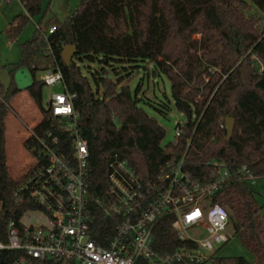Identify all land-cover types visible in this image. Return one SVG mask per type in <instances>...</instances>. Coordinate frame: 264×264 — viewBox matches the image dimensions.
<instances>
[{
	"label": "trees",
	"instance_id": "obj_1",
	"mask_svg": "<svg viewBox=\"0 0 264 264\" xmlns=\"http://www.w3.org/2000/svg\"><path fill=\"white\" fill-rule=\"evenodd\" d=\"M20 1L29 14L41 12L42 0ZM15 19L12 36L28 17ZM55 26L47 39L37 29L23 44L18 64L28 66L32 74L26 89L42 113L34 130L41 135L53 131L69 153L70 133L42 106L44 85L37 72L59 68L66 89L77 94L74 104L81 136L89 145L87 177L93 195L106 191L114 153L145 180L155 179L183 155L185 170L202 181L212 179V161L231 167L247 164L254 174L264 175V0H80L65 22ZM68 44L76 47L72 66L62 58ZM43 56L51 61L40 68L36 60ZM77 61L101 65L92 73L94 87ZM139 62L152 63L165 74L175 107L183 111L187 101L195 115L175 145L162 144L166 131L140 105L139 87L131 86L134 74L121 77L126 64H136L139 70ZM20 91L14 82L8 87L0 82V234L9 221L19 223L25 212L37 207L23 183L38 162H44L29 151L34 161L23 174L13 176L9 170L6 118ZM227 117L235 119L229 140L226 128L219 127ZM24 146L29 150L38 143L28 136ZM255 194L249 182L231 179L214 195V201L229 211L234 234L254 255L253 260L218 256L215 264H264V218ZM94 214L96 228L110 236L118 218L108 219L98 208ZM155 234L161 251L182 245L169 220H163Z\"/></svg>",
	"mask_w": 264,
	"mask_h": 264
},
{
	"label": "built area",
	"instance_id": "obj_2",
	"mask_svg": "<svg viewBox=\"0 0 264 264\" xmlns=\"http://www.w3.org/2000/svg\"><path fill=\"white\" fill-rule=\"evenodd\" d=\"M55 29L50 26L44 37ZM40 79L44 87L62 85V91L50 94L47 109L57 126L70 133L71 153L53 131L41 135L34 128L28 130V136L38 143L29 151L44 162H38L23 183L37 205L23 217L30 211L42 216L36 225L25 224L23 217L19 223H7L0 234V264H204L228 242L229 211L214 201V195L231 179L255 184L259 176L247 164L231 167L212 161V179L202 181L185 170L183 155L155 179L145 180L114 153L107 189L95 196L89 190L90 150L80 133V114L74 104L77 94L66 89L57 67L42 70ZM186 123L176 125L172 145L183 135ZM219 127L226 128L225 121ZM95 208L108 219L118 218L110 236L96 228ZM163 220H169L182 242L173 250L156 247L155 231Z\"/></svg>",
	"mask_w": 264,
	"mask_h": 264
},
{
	"label": "rangeland",
	"instance_id": "obj_3",
	"mask_svg": "<svg viewBox=\"0 0 264 264\" xmlns=\"http://www.w3.org/2000/svg\"><path fill=\"white\" fill-rule=\"evenodd\" d=\"M80 0H42L41 12L31 15L21 3L20 0H0V82L4 87H8L14 82L21 91L12 99L20 102L23 109L35 112L37 119L41 116L40 107L29 97L27 87L32 83V74L26 65L18 64L22 58L23 44L34 38L37 29L46 32L50 26L62 24L76 9ZM24 14L28 20L22 24L16 36L10 34V27L17 23L15 19L18 15ZM200 37V34L196 35ZM258 61V58L255 57ZM51 61L50 56H43L36 60L40 68ZM78 62V61H77ZM16 64L14 67L12 65ZM81 71L87 75L94 87L92 73L100 69L98 63L78 62ZM139 70H136V64H126L125 72L122 78L126 79L133 75L131 86L133 90L139 87V95L143 99L140 104L151 116L157 118L159 124L165 129L166 136L162 142L163 145L176 140L175 127L178 122L186 123V115L183 111L175 107L174 99L171 95V83L165 74L155 70V65L147 62H139ZM142 64V65H141ZM260 65V63H258ZM13 67V68H12ZM13 69V70H12ZM121 72V70H120ZM122 73V72H121ZM42 70L37 72V78H40ZM126 82V80H124ZM61 84H55L50 87H43L42 106L48 108V98L50 94L62 91ZM27 95V96H25ZM28 97V101L22 102L20 98ZM19 118L15 115L12 108L6 118L7 124V161L15 176H19L26 171L27 165L32 164L34 157L29 150L16 140V136L21 126L18 125ZM23 120H25L22 117ZM19 122V121H18ZM20 140L22 139L19 136ZM255 196L261 206V215L264 218V175L259 176L255 184H252ZM42 216L39 211H30L22 219L25 224L36 225L37 218ZM194 231H191L193 235ZM229 236L228 242L222 244L214 254L204 264H215L214 257L220 256H244L248 260H253L252 252L241 242L239 237L234 234V228L230 223L226 229Z\"/></svg>",
	"mask_w": 264,
	"mask_h": 264
},
{
	"label": "crops",
	"instance_id": "obj_4",
	"mask_svg": "<svg viewBox=\"0 0 264 264\" xmlns=\"http://www.w3.org/2000/svg\"><path fill=\"white\" fill-rule=\"evenodd\" d=\"M27 96V95H25ZM30 97V96H29ZM31 98V97H30ZM20 100H22V102H26L28 101V97H23V98H20ZM11 108L13 109L15 115L19 118L17 120V123L18 125L21 124L20 121L22 122V128H20V130L18 131L17 133V136H16V140L19 141V143L21 142V144H23L24 146V141L26 140V138L28 137V130L30 128H34L36 127L41 121H42V113H41V116L37 119L36 117V113L35 112H32V111H27V110H24L21 103L20 102H17V101H14V104L11 105ZM22 117L25 119L23 120ZM19 121V122H18ZM21 126V125H19ZM19 136L22 137V139L20 140ZM31 164H28L27 165V168L26 170L28 169V167L30 166ZM9 166V170L11 172V174L13 176H15L13 173H12V169L10 167V165L8 164Z\"/></svg>",
	"mask_w": 264,
	"mask_h": 264
},
{
	"label": "water",
	"instance_id": "obj_5",
	"mask_svg": "<svg viewBox=\"0 0 264 264\" xmlns=\"http://www.w3.org/2000/svg\"><path fill=\"white\" fill-rule=\"evenodd\" d=\"M75 53H76L75 45L68 44L64 46L63 51H62V58L66 65L68 66L73 65V57ZM183 106H184L183 112L186 115L187 123H189L192 121V109L190 107V104L187 101L184 102ZM225 125H226V136H227L226 138L227 140H229L232 137V134L235 128V119L232 117H227L225 119Z\"/></svg>",
	"mask_w": 264,
	"mask_h": 264
}]
</instances>
